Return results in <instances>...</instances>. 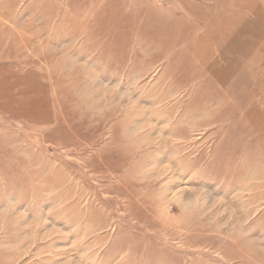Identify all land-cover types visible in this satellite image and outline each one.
Segmentation results:
<instances>
[{
	"label": "rangeland",
	"instance_id": "obj_1",
	"mask_svg": "<svg viewBox=\"0 0 264 264\" xmlns=\"http://www.w3.org/2000/svg\"><path fill=\"white\" fill-rule=\"evenodd\" d=\"M0 264H264V0H0Z\"/></svg>",
	"mask_w": 264,
	"mask_h": 264
}]
</instances>
